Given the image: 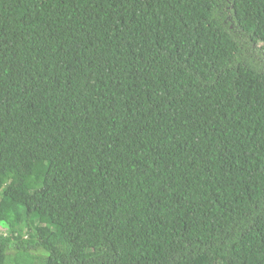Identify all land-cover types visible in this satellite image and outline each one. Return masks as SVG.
<instances>
[{
    "label": "trees",
    "instance_id": "16d2710c",
    "mask_svg": "<svg viewBox=\"0 0 264 264\" xmlns=\"http://www.w3.org/2000/svg\"><path fill=\"white\" fill-rule=\"evenodd\" d=\"M0 263H264V0H0Z\"/></svg>",
    "mask_w": 264,
    "mask_h": 264
},
{
    "label": "rangeland",
    "instance_id": "374dc122",
    "mask_svg": "<svg viewBox=\"0 0 264 264\" xmlns=\"http://www.w3.org/2000/svg\"><path fill=\"white\" fill-rule=\"evenodd\" d=\"M37 221L41 224H45V223H48L49 222V218L46 217V216H39L37 218ZM1 231H4V232H8V229L4 226L1 227ZM1 264V263H0ZM261 264H264V263H261Z\"/></svg>",
    "mask_w": 264,
    "mask_h": 264
}]
</instances>
